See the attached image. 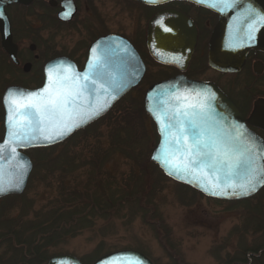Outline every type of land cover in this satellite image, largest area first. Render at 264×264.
<instances>
[{
  "label": "rangeland",
  "instance_id": "1",
  "mask_svg": "<svg viewBox=\"0 0 264 264\" xmlns=\"http://www.w3.org/2000/svg\"><path fill=\"white\" fill-rule=\"evenodd\" d=\"M98 1L111 16L110 30L124 34L146 58L148 69L142 86L132 90L128 99H122L121 106H127L132 100L137 111L141 112L145 129L141 127L137 113L129 118L123 117L118 112L120 108L114 107L105 120L81 131L69 142L47 151L28 154L34 169L27 187L19 198L6 199L8 206L16 201L11 207L14 208L12 213L18 215L21 239L33 244L38 242L40 230L33 226L41 220L46 221L43 231L47 237L54 226L59 228L62 225L60 221L53 222L56 215H89L86 219L88 223L84 226V223H80L83 227L78 226L59 241L46 243L48 251L51 254L68 252L81 256L101 247L104 251L135 249L143 252L155 264H178L179 259L173 255V250H177L182 264H215L210 257H205L203 230H196L192 226L193 216L209 219L210 236L222 237L235 224L244 223L250 210L243 204L234 208L235 213H232L228 207L217 206L193 189L163 177L152 165L150 157L158 138L153 121L144 112V96L157 74L164 73L146 55L143 33L147 25L146 16L143 9L133 2ZM35 20L33 27L36 33L47 36L48 32H55L54 29L44 30L37 14ZM82 37L83 33L76 28L58 31L53 35L52 52H71ZM8 76V80H0L2 91L8 84H15V87L37 85L36 80L25 82L11 72ZM127 124L131 125L130 132L135 127L138 133L135 138L133 131L132 143L117 150L114 134ZM124 150L135 157L128 156ZM66 162L73 163L74 170L67 168ZM145 173L148 177L143 191L137 195L138 200L127 201L129 195L136 194L134 192L138 186L135 180ZM133 180L135 182H131ZM123 196L126 197L124 201L120 200ZM254 200H261L263 207L254 211L246 228L255 226L261 213L264 214V191ZM116 202L118 205L115 209L109 207ZM252 204L255 205L254 202ZM66 221L71 222L70 219ZM252 237L257 239L262 236L257 234L247 238Z\"/></svg>",
  "mask_w": 264,
  "mask_h": 264
},
{
  "label": "water",
  "instance_id": "2",
  "mask_svg": "<svg viewBox=\"0 0 264 264\" xmlns=\"http://www.w3.org/2000/svg\"><path fill=\"white\" fill-rule=\"evenodd\" d=\"M134 1L146 6L187 1L220 14L210 48V65L219 71L237 72L244 65L246 56L251 49L264 51V0H229L227 6L221 0ZM17 2L27 3V0L0 2L2 46L16 63H18L17 47L12 41L10 21L4 8ZM165 29H171V31ZM197 37V29L189 18L177 11L166 10L158 13L149 22L147 47L150 56L156 62L167 66L185 67L195 50ZM223 43H225V51ZM90 62L94 66L93 68H89ZM97 64L100 65L102 79H97L95 90L84 92L79 97L78 103H82L84 108L88 107L89 101L97 106L107 103L106 110L94 119L88 120L87 123H82L80 127L73 128L62 138L54 139L51 143L45 141L39 133L36 134L40 136L39 139L25 143L17 142L8 135V109L11 101L18 99L16 97L9 98L8 93L10 91H32L21 87H10L6 90L3 97L6 134L4 141L0 144L3 146L0 148V189H3L0 191V197L24 193L33 171V163L28 156L22 153L23 151L48 148L63 143L75 132L85 129L105 116L117 102L140 84L146 73L144 62L128 40L119 36H108L97 40L90 47L83 71H79L72 61L65 58L49 62L45 68V85L47 84L51 88L53 82L59 83L66 79L71 84V78L76 73H92ZM50 68H54L51 74L49 73ZM79 83H83V80L77 81V84ZM89 84L90 88L93 87L90 81ZM121 85H123L122 90H120ZM144 109L156 124L160 137L159 143L152 153L151 161L156 163L170 179L190 186L208 197L224 200L248 199L264 188V183H261L254 192L248 195H235L233 192L240 191L238 185L243 183L246 178L243 170L238 174H229L226 177L224 171L219 168L213 170L209 167H197L191 163L194 157L193 145L195 141L187 130V121L189 120L199 126L201 143L214 140L222 148L223 142L228 140L247 145L255 155V166L257 168L264 166V141L247 126V123L256 126L255 122L259 116L253 114L246 120L234 103L216 85L192 81L184 76L172 78L157 83L147 90L144 97ZM181 111L188 115L179 117L185 121L180 126V130L169 129L167 126L169 118L174 113ZM73 118L75 122H79L75 119L74 114ZM84 119H87V116ZM262 127L264 128V126ZM56 130V126L53 125L46 130V134L55 137ZM233 137L236 138L235 141H233ZM186 168L188 170H185ZM50 264L80 263L69 257L61 256L53 258ZM96 264L153 263L145 255L130 250L108 255Z\"/></svg>",
  "mask_w": 264,
  "mask_h": 264
},
{
  "label": "flooded vegetation",
  "instance_id": "3",
  "mask_svg": "<svg viewBox=\"0 0 264 264\" xmlns=\"http://www.w3.org/2000/svg\"><path fill=\"white\" fill-rule=\"evenodd\" d=\"M3 1L5 0H0V2ZM124 1L133 2L143 9L147 21V25L143 30L147 51L145 53L151 61L153 60L146 46L147 29L149 22L158 13L166 10L182 13L194 23L198 32L195 50L185 67L167 66L153 61L160 71H162L161 73L164 74H157V78L149 84L147 90L158 82L180 76L194 81L212 83L219 87L232 100L246 120L253 114L259 116L255 122L256 126L249 123L247 126L264 141V128L262 127L264 126V51L251 49L246 56L244 65L237 72L219 71L210 65V48L214 29L220 20V14L184 1L171 2L156 7L145 6L133 0ZM4 10L10 21L12 41L17 47L18 63L14 62L11 56L4 50L0 31V80H2L1 78L8 80L9 72L15 74L25 82L36 80L37 85L35 87H22L27 90L40 89L45 85V68L47 63L55 59L65 58L75 63L78 69L82 71L88 59L89 48L95 41L111 35L126 38L124 34L114 33L110 30L109 21H111V16L103 8L102 2L98 0H33L31 2L27 0V3L17 2L5 6ZM36 14L38 15V22L43 26L44 30L49 29L51 31V29H54L55 32H48L47 36L36 33L33 27L36 22ZM71 28H76L84 35L81 41L78 42L79 45L68 53H53V35L58 31ZM25 43L27 45H24ZM85 47L86 53L84 52ZM223 50H226L225 43H223ZM140 55L146 65V58L142 53ZM147 69L146 65V74ZM146 74L137 88L142 86ZM13 86L15 84H8L4 91L0 87V144L5 137L3 96L5 91ZM194 191L217 206L228 207L232 213H235L234 208L243 204L250 210L249 215L245 217L244 223L235 224L222 237H216V235L210 236L211 222L209 219H198L197 216H193L192 226L196 230H203L205 257H210L215 264H264V214L261 213L255 226L246 228V224L250 216L254 214V211L263 207L261 204L262 199H254L262 194L264 188L255 196L244 200L209 198L196 190ZM19 197L16 194L0 197V264H50L53 258L61 256L74 259L80 264H96L102 258L121 251L134 250L144 254L135 249L104 251L101 250L102 247L93 253L81 256L68 252L51 254L46 248V243L50 244L59 241L72 233L78 226L80 228L83 227L88 223L86 219L89 215H56L53 217V222L61 221L62 225L59 228L54 226L47 237L43 231L46 227V221L41 220L42 222L39 221V224L33 226L34 229L40 230L37 236L39 241L34 244L33 242L28 243L21 239L18 215L12 213L14 208L11 205L16 201L11 202L9 206L6 203V199L8 198ZM67 219H70L71 222L68 223ZM80 223H84L83 226ZM216 233L218 234L219 232ZM257 234L262 237L257 239L253 237L247 238L248 236H255ZM177 253V250H173L174 258L179 259L178 264H182V258Z\"/></svg>",
  "mask_w": 264,
  "mask_h": 264
},
{
  "label": "snow or ice",
  "instance_id": "4",
  "mask_svg": "<svg viewBox=\"0 0 264 264\" xmlns=\"http://www.w3.org/2000/svg\"><path fill=\"white\" fill-rule=\"evenodd\" d=\"M221 2L227 6L229 0H221ZM165 30L171 31V29ZM93 67L90 62L89 68ZM53 70L54 68H50L49 73L51 74ZM102 76L100 65L97 64L92 73H76L71 78V84L66 79L59 83L53 82L51 88L46 84L43 88L32 92L10 91L8 97L18 99H13L8 109V135L20 143L31 142L34 139H39L40 136L51 143L54 139L62 138L73 128L80 127L82 123H87L88 120L99 116L106 110L107 103L97 106L89 101L88 107L84 108L82 103H78V100L84 92L94 91L97 79H102ZM79 80H83V83L77 84ZM89 81L93 86L91 88ZM122 88L123 85H121L120 90ZM69 109H71V112H69ZM149 110L151 111V109ZM73 114L79 122H75ZM187 115L188 113L182 111L174 113L169 118L168 128H176L179 131L180 126L185 122L179 117H186ZM85 116H87V119H84ZM187 123V130L195 141L192 164L197 167H209L213 170L219 168L224 171L226 177L229 174H238L243 170L246 178L243 183L238 185L240 191L238 193L233 192L235 195H248L254 192L259 184L264 183V166L260 168L255 166V155L250 147L228 140L223 142L222 148L214 140L201 143L199 126L191 120ZM53 125L57 129L55 137L46 134V130ZM37 133L40 136H37ZM232 139L235 141L236 138L233 137ZM2 147L0 145V148ZM0 191H3V189H0Z\"/></svg>",
  "mask_w": 264,
  "mask_h": 264
},
{
  "label": "trees",
  "instance_id": "5",
  "mask_svg": "<svg viewBox=\"0 0 264 264\" xmlns=\"http://www.w3.org/2000/svg\"><path fill=\"white\" fill-rule=\"evenodd\" d=\"M129 96H130V94L129 95H127L125 98H124V100L127 98H129ZM122 102H123V100L122 101H120L116 106H115V108L117 107V108H120L119 110H118V112L122 115L123 114V117H124V115L125 116H127L128 118L129 117H131L132 115H134V113H137V119L141 122V127H143L144 129H145V127H144V121H143V119H142V116L140 115L141 114V112H138L137 111V108L135 107V105H134V102L131 100L130 102H129V104L127 105V106H125V107H121L122 106ZM141 111V110H140ZM143 111V110H142ZM144 112H145V110H144ZM139 113V114H138ZM109 116V115H108ZM108 116H106L105 118H103L102 120H105ZM102 120H100L99 122H101ZM99 122H97V123H99ZM139 122V123H140ZM97 123H95V124H97ZM131 125H123V127H121V128H119L117 131H116V133L114 134V145H116V147H117V150H121L122 148H123V146L125 147V146H127V145H129V144H131L132 143V141H133V131H134V135H135V138H136V134L138 133V131L135 129V127H133V130L130 132V130H131ZM156 129V128H155ZM81 133V132H80ZM79 134V133H78ZM157 134V133H156ZM77 134H75L73 137H71L67 142H69L70 140H72V139H74V137L76 136ZM157 138H158V135H157ZM52 149V148H51ZM44 150H48V149H35V150H31V151H29V152H27L28 154H30V153H32V152H41V151H44ZM124 153H126L128 156H130V157H135L134 155H132V153H127L125 150H124ZM136 159V158H135ZM59 160V159H58ZM146 163L148 164V160L146 161ZM66 165L68 166L67 168H69L70 170H74V165H73V163H70V162H66ZM152 165H154L161 173H162V171L160 170V168L156 165V164H154V163H152ZM162 175H163V177H166L163 173H162ZM148 177V175H147V173H145L143 176H141V177H139L137 180H133V181H131V182H135L136 184H137V186H138V188H137V190H136V192H134V193H136L135 195H129V197H128V199H127V201H130V199H133V200H131V202H133L134 201V199H136V200H138L137 199V195L138 194H140L142 191H143V189H144V184L146 183V178ZM167 178V177H166ZM146 179V180H145ZM168 179V178H167ZM141 186V187H140ZM126 197L125 196H123L120 200H122V201H124V199H125ZM120 200H118V201H120ZM117 201V202H118ZM115 203V205L114 204H110L109 205V207L111 206L112 208L114 207V209L117 207V205H118V203ZM99 205V204H98ZM97 205V206H98ZM61 222V221H60Z\"/></svg>",
  "mask_w": 264,
  "mask_h": 264
},
{
  "label": "bare ground",
  "instance_id": "6",
  "mask_svg": "<svg viewBox=\"0 0 264 264\" xmlns=\"http://www.w3.org/2000/svg\"><path fill=\"white\" fill-rule=\"evenodd\" d=\"M75 134H76V133H75ZM75 134H74V135H75ZM74 135H73V136H74ZM47 149H49V148H47Z\"/></svg>",
  "mask_w": 264,
  "mask_h": 264
}]
</instances>
